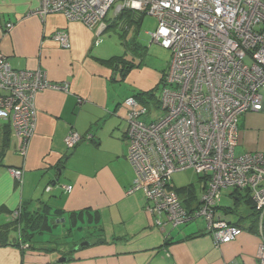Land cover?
I'll return each mask as SVG.
<instances>
[{
  "label": "crops",
  "instance_id": "1",
  "mask_svg": "<svg viewBox=\"0 0 264 264\" xmlns=\"http://www.w3.org/2000/svg\"><path fill=\"white\" fill-rule=\"evenodd\" d=\"M42 1L0 0V52L13 69L42 70L70 91L36 95L37 124L26 159L17 152L13 131L9 139L0 125V264H257L261 241L252 223L253 204L242 199L248 193L223 191L219 211L235 227L236 239L219 246L205 221L173 228L162 216L159 226L146 210L143 193L128 194L135 171L128 160L123 103L158 87L166 70L140 66L137 29L124 37L134 51L131 60L110 55L102 48L107 31L97 46V34L83 23L61 13L44 19L35 15ZM58 32L68 34L70 49L54 39ZM124 60L139 66L122 80ZM73 130L92 140L69 150L65 139ZM239 130L237 156L264 152V111L242 116ZM13 169L23 172L22 182ZM190 186L195 196L179 195L188 210L197 204L204 182L199 187L171 184L179 192ZM229 197L234 205L222 206ZM18 209L23 227L33 234L34 249L15 245L19 230L7 227ZM37 214L43 219L36 226ZM64 258L71 260L61 263Z\"/></svg>",
  "mask_w": 264,
  "mask_h": 264
},
{
  "label": "built area",
  "instance_id": "2",
  "mask_svg": "<svg viewBox=\"0 0 264 264\" xmlns=\"http://www.w3.org/2000/svg\"><path fill=\"white\" fill-rule=\"evenodd\" d=\"M125 11L155 18L151 43L170 53L158 107L135 97L123 103L128 160L135 171L128 194L143 193L159 226L162 216L173 228L203 219L219 246L236 239L235 227L219 211L223 191L248 192L259 215L257 264H264V152L236 155L241 117L264 111V0H43L35 15L61 13L81 22L97 34L98 46L108 21ZM54 39L70 49L67 33ZM46 90L68 93L70 87L52 83L42 70L17 71L0 52V121L11 124L23 159L36 130L35 98ZM155 110L160 115L145 122ZM91 140L73 130L65 143L74 150ZM189 170L204 182L191 210L171 187L176 173ZM12 174L22 182L21 170Z\"/></svg>",
  "mask_w": 264,
  "mask_h": 264
},
{
  "label": "rangeland",
  "instance_id": "3",
  "mask_svg": "<svg viewBox=\"0 0 264 264\" xmlns=\"http://www.w3.org/2000/svg\"><path fill=\"white\" fill-rule=\"evenodd\" d=\"M157 28V21L155 18L152 16L146 15L144 17V21L141 27V30L139 31V34L137 35L138 42L141 47L147 48L146 54L143 55V65L145 66L146 64L151 65L157 71L159 70H164L167 68V65L170 61V53L162 47H160L158 44H152L151 43V36L150 33H153ZM126 34L118 30H109L105 34H103V39H104V44L102 48L108 49L110 51V55L114 56H120L124 57L125 59L131 60L130 59V54H132L133 48L129 47L128 44H125L124 37ZM140 56H142L143 52L142 49L139 51ZM125 87V85H123ZM160 86V85H159ZM158 86V87H159ZM157 88V87H156ZM159 91V92H158ZM157 91L156 98L160 97V91L161 89ZM261 94L264 98V88L261 91ZM158 115H160V112L158 110H155L153 112L151 117H145L144 121L145 122H150L151 120H154ZM200 175L194 171V170H189L186 172H180L176 173L174 175V183L178 186H186V185H195V186H200ZM227 203H229L227 205ZM235 201L232 198H227L224 199L222 202V206L224 207H232L234 205ZM241 210L246 209L245 205L240 206ZM204 220L200 219L197 222H193L190 225H186L185 228L187 227H192V226H197L199 224H202ZM184 227V226H183ZM76 234L73 233L72 236Z\"/></svg>",
  "mask_w": 264,
  "mask_h": 264
},
{
  "label": "trees",
  "instance_id": "4",
  "mask_svg": "<svg viewBox=\"0 0 264 264\" xmlns=\"http://www.w3.org/2000/svg\"><path fill=\"white\" fill-rule=\"evenodd\" d=\"M144 17H145V15H143V14H138V13H135L132 11H125V12L121 13L113 22L108 21L109 26H108L107 31L112 30V29H114V30L115 29L116 30L121 29V32H123L124 34H128L132 31V29H137V31L139 32L140 28L143 24ZM139 46H140V44H139ZM139 46L137 49H140V50L142 49V52H143L142 57H143V55L146 54L147 48L139 47ZM121 65L122 66L120 69L121 70L120 75H121L122 80H124L128 76V74L131 72V70H133L134 68L139 66V65L135 66L133 61H128V60H124L121 63ZM142 65H143V63L140 64V66H142ZM161 83L162 82L160 81V84H159L160 86L153 89L152 91L138 92L135 96H132V97H135L141 104H144L148 108H151V106L156 108V107H158V104H159V100H158L159 97L157 99L156 94H157V91L159 90V88L161 89ZM1 123H4V124H2V126L4 128L3 131L7 136H9V139H10V136L12 133L11 124L8 122L0 121V125H1ZM200 181H203L202 177H200ZM183 192L187 193L188 195L190 194L191 196L192 195L195 196L196 189L194 186H190V187L182 190L181 192L177 191V193L179 195H180V193H183ZM235 193H237V192H235ZM246 193H248V192H246ZM239 199H241V198H239ZM242 199L246 200V202L249 204H253V209L255 210V212L252 216V223H253V226L255 228L258 225L259 215H258V212L256 211V207L253 203V200H252L249 193H248V195H246ZM17 211H20L19 217H15V213ZM17 211L14 212V214L12 215L13 220L7 226V227H9V226L13 227V228H15V230H19V233H20L19 239L17 240L15 245L20 246L21 248H25V249H34V245H32V243L35 244V242L33 241V234L31 232L28 233L27 229H25L23 227L24 215L22 214L21 209H18ZM33 219L35 220L34 224L37 226V224L42 223L43 215L42 214H37L36 216L34 215ZM33 219H32V221H33ZM37 230H39V229L37 228Z\"/></svg>",
  "mask_w": 264,
  "mask_h": 264
},
{
  "label": "water",
  "instance_id": "5",
  "mask_svg": "<svg viewBox=\"0 0 264 264\" xmlns=\"http://www.w3.org/2000/svg\"><path fill=\"white\" fill-rule=\"evenodd\" d=\"M70 260H71L70 258H64V259L61 261V263H65V262L70 261Z\"/></svg>",
  "mask_w": 264,
  "mask_h": 264
}]
</instances>
